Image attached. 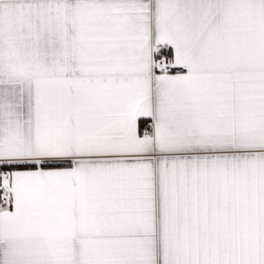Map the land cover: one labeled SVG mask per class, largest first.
<instances>
[{
	"label": "snow or ice",
	"instance_id": "1",
	"mask_svg": "<svg viewBox=\"0 0 264 264\" xmlns=\"http://www.w3.org/2000/svg\"><path fill=\"white\" fill-rule=\"evenodd\" d=\"M0 264H264V0H0Z\"/></svg>",
	"mask_w": 264,
	"mask_h": 264
}]
</instances>
